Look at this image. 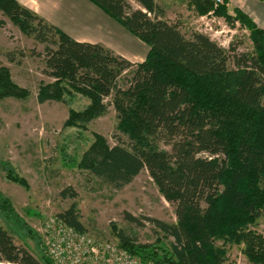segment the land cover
Instances as JSON below:
<instances>
[{
  "label": "trees",
  "instance_id": "obj_1",
  "mask_svg": "<svg viewBox=\"0 0 264 264\" xmlns=\"http://www.w3.org/2000/svg\"><path fill=\"white\" fill-rule=\"evenodd\" d=\"M90 1L149 46L145 61L77 41L17 0H0V13L45 45L44 73L53 82L40 85L39 103L87 99L81 110L70 109L65 128L86 130L115 110L117 143L95 135L81 166L117 190L147 171L173 206L176 223L145 218L155 242L141 243L113 225L117 243L154 264H226V247L244 245L252 264H264V237L253 229L264 217V29L240 9L229 14L226 3L217 9L250 30L254 51L240 52L203 32L183 31L156 0H135L139 8L129 0ZM192 2L200 15L213 9L209 0ZM30 94L0 67V98ZM0 169L26 185L10 162L0 160ZM77 196L71 187L61 192L63 199ZM0 216V263L54 264L40 235L1 192ZM56 217L88 232L76 203ZM127 219L144 226L142 219ZM16 236L32 239L38 255L17 245Z\"/></svg>",
  "mask_w": 264,
  "mask_h": 264
},
{
  "label": "rangeland",
  "instance_id": "obj_2",
  "mask_svg": "<svg viewBox=\"0 0 264 264\" xmlns=\"http://www.w3.org/2000/svg\"><path fill=\"white\" fill-rule=\"evenodd\" d=\"M192 1L165 0L162 5L168 18L181 22L183 31L203 32L227 49L233 44L240 52L254 51L248 28L216 12V20L212 21L207 14L200 15ZM129 2L139 8L135 0ZM0 21L4 22L0 24V67H5L13 81L31 93L27 99L0 98V160L10 162L26 183L10 180L0 169V192L38 235L48 219L76 203L88 233L98 240L117 243L113 233L116 225L117 229L137 236L141 243L155 242L157 234L145 218L176 223L177 217L149 173L143 171L131 184L117 190L81 166L95 135L104 136L111 145L117 143L115 110L110 107L106 115L93 121L86 130L65 128L70 109L81 110L87 99L77 96L68 98L69 104L39 103L40 85L53 82L44 73L45 45L23 35L1 13ZM69 187L77 193L76 199L61 197V192ZM127 215L142 219L144 226L130 222ZM0 223L4 224L1 216ZM253 229L264 237V217ZM15 242L38 255L32 239L16 236ZM226 248V264H252L243 252L244 245Z\"/></svg>",
  "mask_w": 264,
  "mask_h": 264
},
{
  "label": "crops",
  "instance_id": "obj_3",
  "mask_svg": "<svg viewBox=\"0 0 264 264\" xmlns=\"http://www.w3.org/2000/svg\"><path fill=\"white\" fill-rule=\"evenodd\" d=\"M80 42L103 44L132 63L147 58L150 48L90 0H17ZM164 4L165 0H156ZM163 6V5H162ZM227 12L240 9L264 29V2L226 0ZM164 7V6H163Z\"/></svg>",
  "mask_w": 264,
  "mask_h": 264
},
{
  "label": "built area",
  "instance_id": "obj_4",
  "mask_svg": "<svg viewBox=\"0 0 264 264\" xmlns=\"http://www.w3.org/2000/svg\"><path fill=\"white\" fill-rule=\"evenodd\" d=\"M209 1L214 9L207 16L215 21V11L225 0ZM40 230L42 246L54 264H154L143 262L118 243L98 240L88 232L77 231L58 217L48 219Z\"/></svg>",
  "mask_w": 264,
  "mask_h": 264
}]
</instances>
